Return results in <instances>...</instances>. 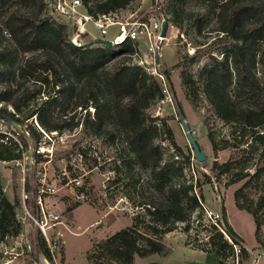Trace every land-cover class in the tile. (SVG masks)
Masks as SVG:
<instances>
[{
  "label": "rangeland",
  "instance_id": "obj_1",
  "mask_svg": "<svg viewBox=\"0 0 264 264\" xmlns=\"http://www.w3.org/2000/svg\"><path fill=\"white\" fill-rule=\"evenodd\" d=\"M52 1L44 0L46 5L44 9L42 8L40 17L46 16L50 22L65 23L71 42L75 39L81 44L87 39L102 37L95 21L86 15L82 5L76 7L74 13L67 15L58 12L55 8L56 0ZM37 8L35 2L24 4L13 0L5 6L7 12L0 11V48L9 52L8 64L11 71L6 79L0 81V93L3 98L0 106H5L7 110L15 112L19 120L17 121L21 125L25 124L27 127L33 126L34 128V120L38 122V119L35 114L32 116L29 114L37 110L47 95H50L49 98L57 95L55 93L57 85H53L52 88V83L59 77L51 79L49 84L43 87L44 92L21 105L19 110L14 109L12 102L23 93V90L27 86L32 87L39 84V82L35 84L30 75H19L18 72L25 58L39 54L40 50L25 53L19 51L8 34L9 30L4 26V20L11 10L37 12ZM202 12L205 13L203 16ZM149 15L166 21V40L162 44L158 68L168 70L170 73L179 110L205 156L203 161L196 160L178 116V107L166 87L164 99L154 100L144 110L145 122L148 126L156 123L158 128L165 123L173 133L175 144L179 149L165 139V132L162 129L158 130L159 136L155 140L162 152V162H172L173 167L182 168V176L172 177V182L189 180L195 184L197 180L201 185L200 188L194 187V191L202 194L201 216L198 217L197 212L192 214L188 235L181 230L184 222H177L176 228L168 231L170 235H167V238L173 245L179 243L182 249L181 245L185 244L187 237L192 244V246L189 245L191 248L206 242V235L210 233L206 226L209 224L208 220L212 221L211 218L216 215L220 219L221 206H224L227 221L233 230L238 231L239 234H237L241 239L239 244L235 243V254L228 256L226 264H253L254 262L264 264V172L254 173L255 164L264 145L255 143L249 131L239 139L238 128L235 129L237 139L234 138L230 134L233 125L216 115L203 89V67L210 64L212 56L221 58L222 52L231 43L227 39L219 38L220 34L214 30L217 22L215 13L207 12L205 0H131L125 7L111 12L109 17L114 22L129 26L130 22L144 19ZM78 18H84L83 29L80 32H77L80 24ZM173 19L176 22L172 21ZM118 29L117 23L110 24L103 38H112L117 34ZM139 47L138 54L130 59L131 62L137 63L139 54L143 60H149L145 55L144 46ZM263 50L264 42L260 43L256 58H261ZM51 53L53 52L50 49L45 51V54ZM191 56H194L193 60ZM117 58L118 56L114 55L109 63ZM142 65L143 67L148 66L147 63ZM60 69L63 70L62 67ZM183 74L190 78L188 83L183 82ZM60 77L70 83L62 97L53 101L49 122L73 121L76 125L65 128L52 137L53 156L45 167L50 181L54 182L58 188L56 195L50 197L48 201L61 210L64 224L59 226L57 235H53L55 243L50 250L52 260H48L41 253L35 257L30 255L27 226L15 219L17 228L11 227L12 223H10L8 235L0 240V264H60V250H63L64 254V249L68 264H90L86 251L91 249L93 241L105 238L128 223L129 218L119 215L129 216L130 223L131 217L136 214L144 217L145 220L149 218L144 209L136 206L141 193L143 197L147 196L148 192L162 193L159 190L160 185L151 180L149 169L140 168L134 155L128 151L123 128L117 116L109 111L99 127H96L91 121L93 107L91 105L88 107V116L84 108H80L79 104L84 96L83 77L75 76L65 70ZM100 80V77L94 75L91 83L99 85ZM261 85L260 83L259 86ZM227 90L237 106H257L260 102L259 88L255 91H242L231 85ZM102 91H100L101 99L107 100L111 105L114 100L113 96L105 91L102 93ZM7 125L10 127L9 124ZM259 130L264 133V124L259 127ZM29 134L32 142L35 143L42 133L40 136L38 134L37 139L30 131ZM209 134L213 137L216 147L213 146ZM19 140L23 149L29 150L30 146L25 138L19 136ZM238 140L239 143L236 146ZM6 146L12 149V145ZM187 155H189L188 162L185 160ZM261 160L264 161V157H261ZM214 161L230 162L231 169L225 174L215 175V172L211 171ZM128 164H131L132 169H128ZM242 172L247 175L236 179L237 174ZM204 174H211L209 183H203ZM17 176L16 173L13 177L14 181L11 182L9 169H0V182L8 184L5 196L11 202L15 196L18 197L19 193ZM80 192H84L85 198H76ZM236 192L238 201L246 204L251 210H256L257 217L261 219L257 234H255L253 217L251 219L252 214L245 209L237 208ZM74 207L76 208L71 213L70 210ZM106 213H109L107 219L103 217ZM72 219L75 220V224L71 222ZM240 245L247 250V255L244 257L239 254ZM168 249L166 248V252ZM136 256H138L137 262L141 263L139 261L141 259H138L140 256ZM194 258L193 256H182L178 251L166 264H184L185 260L192 263ZM199 258L200 261L204 260L203 264H214L213 255H207L204 258L199 256Z\"/></svg>",
  "mask_w": 264,
  "mask_h": 264
},
{
  "label": "trees",
  "instance_id": "obj_2",
  "mask_svg": "<svg viewBox=\"0 0 264 264\" xmlns=\"http://www.w3.org/2000/svg\"><path fill=\"white\" fill-rule=\"evenodd\" d=\"M12 1L0 0V11L7 12L5 6ZM80 1L86 15L96 20L99 15L109 14L116 9L125 7L131 0ZM17 2L24 4L35 2L38 6L37 12L11 10L4 20V26L9 30L8 34L19 51L25 53L40 50V52L25 58L19 67V75H30L33 82L35 84L39 82V84L32 87L27 86L23 93L12 102L14 109L19 110L21 105L44 92L43 87L49 84L51 79L59 77L52 83V88L53 85H57L55 91L57 95L52 98L47 95L37 110L29 115L35 114L38 122L46 131L61 132L65 128H71L76 125L73 121L52 123L49 122V116L53 101L62 97L70 83L60 77L63 70L83 77L84 96L83 101L79 104L80 108H84L88 116V107L90 105L93 107L91 121L96 127H99L109 111L117 116L123 128L128 151L134 155L140 168L149 169L151 180L160 185L159 190L162 191L161 194L148 192L145 197L141 193L136 206L144 209L149 218L145 220L138 214L133 215L129 225L115 230L105 238L93 241L91 249L86 254L87 260L91 264H135V255L145 257L151 253H166V248L160 241L162 234L175 229L177 222H184L181 230L188 235L192 214L197 212L198 217L201 216L202 194L194 191V187L200 188L201 185L197 180L195 184L189 180L172 182V177L182 176V168L173 167L174 163L172 162H162V152L155 140L159 136L158 130L162 129L165 132V139L179 149L175 144L173 133L165 123H162L158 128L156 123L148 126L145 122L144 110L154 100L164 99L162 81L155 75L146 72L143 65L130 61L135 49L132 41L128 38H124L110 47L100 43L89 44L90 39L75 45L69 40L70 34L65 23L50 22L48 17H40L41 10L46 5L44 0H16ZM205 2L207 3V12L215 13L217 22L214 30L220 34L219 38L227 39L231 44L222 52L221 58L212 56L210 64L203 67L204 92L216 115L233 125L230 134L234 138L237 137L235 129L238 128L239 139L249 131L255 143L264 145V133L259 130V127L264 124V50L261 58H256L260 43L264 42V0H205ZM176 5H178V1H176ZM204 14V12L201 13L202 16ZM172 21L176 22L174 19ZM48 49L53 53L45 54ZM114 55L118 58L109 63ZM8 57L9 52L0 48V81L11 74ZM193 58L194 56H191V60ZM160 71L163 73L166 87L171 92L179 109L170 73L168 70ZM257 72H259L258 75ZM94 75L100 77L99 85L91 83ZM182 79L184 83H188L190 78L183 74ZM260 83L261 86H259ZM231 85L242 91H255L259 88L261 91L259 104L257 106H237L227 90ZM100 91L102 93L105 91L113 96L114 100L111 105L107 100L101 99ZM1 100L3 98L0 93ZM0 114L18 120L15 112L7 110L5 106H0ZM28 128L37 139L39 133L35 128L33 126ZM209 137L213 146L216 147L211 134ZM238 143L239 140L235 145L237 146ZM13 156L12 149L0 142V158ZM261 157H264V148L255 164V174L264 172V161L261 160ZM185 160L189 161V155L185 157ZM127 167L132 169L131 164H128ZM230 169V162L218 163L214 161L211 166V171L215 172V175L225 174ZM16 173V170L12 172V178L16 176ZM245 175H247L245 172L237 174L236 179ZM210 181L211 174H204L203 183ZM155 188L158 187L155 186ZM235 194L237 208L245 209L252 214L255 234H257L261 219L257 217L256 210H251L246 204L240 203L237 192ZM17 201V196L11 202L0 193V240L8 235L10 223L13 228L18 226L14 218ZM196 220L199 223L197 218ZM208 223L206 226L210 233L206 235V242L193 247L213 254L217 259L216 264H226L228 256H234L233 244L240 243V236L234 232L227 221L224 206H221V218H217L216 223L210 220ZM216 224L229 236L230 241ZM27 238L31 256L35 257L41 253L48 260H52L49 247L35 227H30ZM256 241L259 242L258 239ZM185 244L192 246L188 237ZM60 251V264H63L64 254L63 250ZM239 254L242 257L247 255L245 247L240 245ZM146 264L158 263L149 262Z\"/></svg>",
  "mask_w": 264,
  "mask_h": 264
},
{
  "label": "built area",
  "instance_id": "obj_3",
  "mask_svg": "<svg viewBox=\"0 0 264 264\" xmlns=\"http://www.w3.org/2000/svg\"><path fill=\"white\" fill-rule=\"evenodd\" d=\"M54 1L55 0L52 2ZM81 5L80 0H56L55 8L58 12L69 15L74 13L75 8ZM109 14L99 15L97 19L94 20L100 30L102 38L103 35L107 33V27L110 24L117 23L119 28L118 32L110 39L113 44L120 42L124 38L131 40L135 49L132 57L138 54V49H140L139 46L143 45L145 55L148 56L149 60H143L142 56L139 54V61L137 63L141 65L144 63L148 64V66H144V68L162 81V90L164 96H166L165 93L167 88L164 75L158 68L162 44L166 40V32L164 35L160 33L161 22L164 19H157L153 15H149L144 19L132 21L129 26H126V24L121 22L112 21ZM78 19L80 24L77 27V32H80L83 29L82 22H84V20ZM77 32L76 36L78 35ZM72 43L79 45L75 39H72ZM34 122L35 129H37L36 131L39 133V136L42 133L40 139L38 138L35 143L32 142V137L29 134L30 129L25 124H22L20 128L13 127L10 124V127H8V123L6 124V122L0 119V142L4 145H12V151L15 154L11 158H0V169H9L11 182L13 180L12 172L14 170H16L18 175L19 193L14 212L15 219L19 221V223L23 222V224H26L28 230H30L31 226L35 227L43 236L49 250H51V248H53V243H55L53 235H57L59 226L64 224L61 210L48 201L50 197L56 195L58 188L54 182L50 181V176L45 167V164L49 162L53 156L54 146L52 137L57 134V131H46L36 119ZM19 136L25 138L30 146L29 150L26 148L23 149ZM7 190L8 184L0 182V193L5 195ZM76 198H85L84 192L77 194ZM16 214L18 216H16ZM217 218V215L212 217V222L216 223ZM216 225L230 241L229 236L218 224ZM28 230H26L27 233H29ZM235 247L236 245L233 244V248ZM50 253L52 252L50 251Z\"/></svg>",
  "mask_w": 264,
  "mask_h": 264
},
{
  "label": "crops",
  "instance_id": "obj_4",
  "mask_svg": "<svg viewBox=\"0 0 264 264\" xmlns=\"http://www.w3.org/2000/svg\"><path fill=\"white\" fill-rule=\"evenodd\" d=\"M113 38V37H112ZM112 38H107V39H112ZM79 206V205H78ZM77 207V206H76ZM74 207L73 209L70 210V212L72 213L73 210L76 208ZM242 210V209H241ZM109 213H106L105 215H103V217L105 219H107ZM119 216H122V217H125V218H129V221L126 225H129L130 224V217L127 216V215H119ZM115 216H113L114 218ZM251 219H252V216H251ZM72 223L75 224V220L72 219L71 221ZM125 225V226H126ZM234 231H236V233H238V231L236 229H234ZM170 232H167L165 233L160 241L161 243L168 249V251L166 253H151V254H148L147 256L145 257H139L138 259H141L139 261H141V263H138L137 262V257L138 256H134V263L135 264H146V263H149V262H157L158 264H166L168 262H170V260L175 256V253L179 251L180 255L182 256H193L195 257L194 258V261L192 263H188L187 260L184 261V264H203L204 260L200 261V258L199 256H201L202 258H204V256H207V255H213L211 253H207L205 251H202V250H199V249H194V248H191L189 247V245H185V244H182L181 246L183 247V249L180 247V244L179 243H176L175 245L171 244L167 238V235H170L169 234ZM239 234V233H238ZM92 242V241H91ZM170 245V246H169ZM87 252V251H86ZM214 256V255H213ZM215 260H213V263L216 264L217 262V259L216 257L214 256ZM187 259V258H186ZM90 263V262H89ZM256 262H254L253 264H255ZM63 264H68L67 262V259H66V250L64 249V263ZM91 264V263H90Z\"/></svg>",
  "mask_w": 264,
  "mask_h": 264
},
{
  "label": "water",
  "instance_id": "obj_5",
  "mask_svg": "<svg viewBox=\"0 0 264 264\" xmlns=\"http://www.w3.org/2000/svg\"><path fill=\"white\" fill-rule=\"evenodd\" d=\"M82 20H84V18ZM166 28H167L166 21L162 20L161 29H160L161 35L165 34ZM88 43L89 44L100 43V44H103L106 47H110V46L113 45V42L111 40L105 39V38H102V37L94 38L91 41H89ZM177 113H178L179 118L181 119L182 127H183V129H184V131L186 133V136H187L188 140H189V144H190L191 148L193 149V151L195 153L196 160L197 161H203L205 156L202 153V151L200 150L198 143L194 139V137L192 135V132L190 131V129L188 127V123L186 122L183 114L181 113V111L179 109H177ZM0 119L3 120L4 122L10 124L13 127H16V128H20L21 127V123L20 122H18L16 119H13V118H11L9 116H6L4 114H0Z\"/></svg>",
  "mask_w": 264,
  "mask_h": 264
}]
</instances>
